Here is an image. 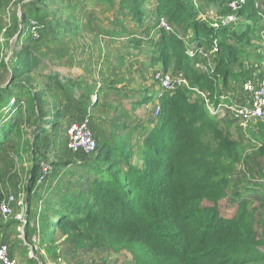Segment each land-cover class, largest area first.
<instances>
[{"label":"trees","instance_id":"1","mask_svg":"<svg viewBox=\"0 0 264 264\" xmlns=\"http://www.w3.org/2000/svg\"><path fill=\"white\" fill-rule=\"evenodd\" d=\"M97 1L114 5L112 0ZM246 1L253 7V0ZM150 2L155 5L151 32L159 29V38L150 53L149 66L161 65L163 73L182 75L189 88L207 94L214 106L222 95L218 87L225 89L229 81L237 79L241 86L252 71L259 70L262 61H253L243 48L250 46L255 24L245 26L243 31L229 24L210 28L197 21L198 11L192 0H119L118 14L141 23L145 16L149 17L144 6ZM35 3L39 7L33 13L42 12L38 21L47 24L39 39L53 43L57 38H49L51 31L74 35L82 28L78 8L85 5L84 0L74 8L75 14L67 13L72 0H57L54 11L45 0ZM161 18L167 20L170 32L159 28ZM254 20L253 14L249 21ZM96 30L103 31L98 26ZM124 32L130 36L126 30L105 34L109 40L119 41ZM186 39L189 47L193 43L197 47L217 44L219 51L212 54L216 65L210 74L195 68L198 61H192L185 52ZM18 53L10 81L0 91V153L13 146L19 159L21 151H28L31 167L27 198L36 188L41 161H47L54 171L72 166L81 171L80 177H88L83 186L72 188L69 183L61 195L46 201L40 198L35 206L28 203L39 244H44L49 255L53 238L60 235L74 251L126 250L134 264H264V240L256 233L254 208L251 209V201L259 198L240 190L241 181L235 184L233 179L237 167L248 157L246 141L240 134L234 138L230 125L210 115L199 95L184 87L162 92L152 128L140 143L131 146L140 145L138 155L129 149L125 139L100 145L96 142L94 153L72 155L59 142L57 130L65 122L68 127L81 121L89 109L98 106L102 91H96L85 78H67L52 71L30 46ZM242 59L247 60L249 69L237 73L235 68L242 66ZM31 72L46 83L39 91L38 84L33 85L39 81L30 78ZM101 86L102 90L116 89L110 82ZM115 92L122 94L118 89ZM94 94L97 101L93 105ZM151 99L145 97L142 102L148 104ZM3 109H7L5 119ZM22 115L27 117L25 122ZM249 133L255 142L254 153L264 156L263 122H258L255 133ZM50 154L53 160L48 159ZM237 195L234 215L222 217L219 203ZM2 198L0 191V201ZM260 200L264 205V196Z\"/></svg>","mask_w":264,"mask_h":264},{"label":"rangeland","instance_id":"2","mask_svg":"<svg viewBox=\"0 0 264 264\" xmlns=\"http://www.w3.org/2000/svg\"><path fill=\"white\" fill-rule=\"evenodd\" d=\"M84 1L85 5L78 8L81 0H72L70 10L67 12L75 14L77 12L74 8L79 9L78 18H80L79 23H82V28L74 35L66 34L64 31H51L49 38H57L53 43L39 39L42 32L46 31L47 24L41 25L38 21L42 12L33 13L34 9L39 7L35 3L36 0L0 1V26L2 27L0 32V91L10 81V71L18 60V52L25 46H30L31 50L39 54L42 60L50 65L51 68L49 69L52 71L67 78L79 79L82 76L81 78H85L89 83L94 84L96 91H102L100 107H95L97 110H94L95 108L89 109L95 141L100 145L102 142L111 143L115 140L125 139L129 149L138 155L140 145L135 148H131V146L140 143L145 134L152 128L153 119L156 118L154 109L158 99L156 93L159 95L162 93L159 88V81L155 79V75L162 72L161 65L151 67L148 63L150 53L154 50L159 38V29H155L156 33L151 32V26L154 25V22L152 24L150 21L155 16L153 11L155 5L151 2L149 5L146 4L144 11L149 14V17L145 16L141 23H136L125 18L124 15L118 14L119 0H112L114 4L112 7L107 4H100V1L97 0ZM192 1H194L198 11L197 21L210 28L229 24L232 29L243 31L245 26L255 24L256 32L252 37L250 46L243 48L249 53L250 58L254 59L253 61L260 63L264 60V0H253V7L249 6L246 0H232L230 2L227 0ZM45 2L53 11L58 8L54 5L57 0H45ZM231 4H235V9H232ZM242 9L245 11L243 10V15L240 16L239 12ZM229 10L233 15L228 14ZM253 14L255 15L254 22L249 21ZM161 21L167 22L165 18H161L159 24ZM96 26L103 31L99 33ZM122 30H126L130 36H125L124 32L120 39L118 38L119 41L109 40L105 34L110 31L120 32ZM9 31H11V35L8 34ZM187 36L191 37V34L188 33ZM136 41L141 42V45L138 46ZM186 42V46H188L187 39ZM192 47L196 48L197 44L193 43L187 49ZM197 48H201L200 51L204 55H194L191 57L192 61L197 60L199 67L203 69L201 72L210 74L207 71H211L216 65V59L212 54L217 53L219 48L215 43L209 47ZM51 58H54V61H50ZM248 67L247 60L242 59V66L236 67L235 72L241 73L243 70L249 69ZM39 70H43L45 74L49 73L48 69L39 68ZM257 72L252 71V74ZM168 73L173 75L171 72ZM76 75L80 76L77 77ZM30 76H32L30 77L32 80L39 81L33 84L39 85L36 87L37 91L46 84L44 80L37 77L36 72H31ZM240 80L241 78H239V82ZM220 81L221 79H219ZM107 82L116 86L115 90H120L122 94H116L115 90H102L101 84ZM237 82L238 79L229 81L228 87L225 89L221 86L218 87L222 94V97H219L220 112L218 115L222 123L230 125L229 132L234 138L240 134L246 141L248 157L237 167L233 179L235 184L241 181L238 185L241 186L240 190L243 189L248 194L259 198V200L251 201V209L254 208L256 233L264 240V205L260 204V196H264V156L258 157L254 153L256 146H254L252 134L249 133V131L255 133L257 124L261 121L251 119L246 122L245 127H241L239 122L231 117L230 111L224 108L229 103V97L242 99V94L239 91L240 83ZM145 97L152 98L148 104L142 102ZM117 98L120 99L115 101L114 99ZM211 103L213 104V102ZM2 117L7 118V109H3ZM22 119L25 122L27 117L22 115ZM262 122L264 124V121ZM67 125L68 122H65L57 130L58 140L66 149L64 131ZM11 147L0 153V190L13 195L16 201L21 202V205L16 206L13 215L4 219L5 221L0 218V224L14 228L16 224L18 225L14 216L16 214L22 216L19 225H21L24 237H19L22 234H19L15 227L10 242L5 243L17 264H134L130 253L126 250L120 249L116 252L104 249H80L74 251L60 235L53 238L54 243L49 255L44 244H39L35 222L28 215V203L31 201V206H35L40 198L45 197L44 200L46 201L56 194L61 195L69 183H71L72 188L83 186L84 180H87L88 177H80L81 171L72 166L61 168L58 172L52 170L51 176L44 185L33 188L29 199L27 198L28 174L31 167L29 153L25 149L21 151L22 158L17 159L14 147ZM64 156L69 157L68 152H64ZM48 159L53 160L51 154L48 155ZM238 198L239 195L219 203L222 217L231 218L234 215ZM261 250L264 252V247Z\"/></svg>","mask_w":264,"mask_h":264},{"label":"built area","instance_id":"3","mask_svg":"<svg viewBox=\"0 0 264 264\" xmlns=\"http://www.w3.org/2000/svg\"><path fill=\"white\" fill-rule=\"evenodd\" d=\"M232 9H235V4H231ZM34 24V23H33ZM159 28L170 32L171 27L167 22L161 21ZM201 48H189L187 49V55L194 57V55H204L200 51ZM199 63V62H198ZM196 63L195 67L200 68L199 71H203L199 64ZM213 70V69H212ZM212 70L207 71L208 73ZM155 79L159 81V88L161 92H173L176 88L184 87L199 95L205 103V107L208 113L212 116H217L219 119L220 112V100L217 106H214L209 102L208 95L203 92H199L197 89L189 88L188 83L182 77V75H171L169 73L160 72L155 75ZM242 99H236L229 97V103L225 105V110H229L231 117L239 122L241 127H245L246 122L249 120L264 121V60L260 64V68L257 73L251 74L240 86ZM222 96H220L221 98ZM97 100L96 94L92 96V104H95ZM158 102L155 103V116L158 114ZM66 147L72 153H82L84 155H90L97 149V143L93 137L91 120L89 116V110L85 117L81 121H77L69 124L65 132ZM52 166L47 161H41L39 164V172L36 179V187L43 185L47 178L52 173ZM21 202L16 201V198L9 194L3 193V198L0 201V215L4 218L11 217L13 215L14 208L19 207ZM25 218V217H24ZM14 219L18 223L17 232L22 234L20 221L22 220L21 214H16ZM0 264H17L11 257L8 247L3 244L0 245Z\"/></svg>","mask_w":264,"mask_h":264},{"label":"crops","instance_id":"4","mask_svg":"<svg viewBox=\"0 0 264 264\" xmlns=\"http://www.w3.org/2000/svg\"><path fill=\"white\" fill-rule=\"evenodd\" d=\"M77 77H79L80 75H76ZM76 77V78H77ZM82 77V76H81ZM80 77V78H81ZM75 78V77H74ZM73 78V79H74ZM155 93V92H154ZM156 94H158V96H159V93H156ZM120 98H117V99H114L115 101H118ZM100 103H101V101H100ZM100 103H98V106H99V104ZM117 103V102H116ZM100 107V106H99ZM94 110H97L96 108L94 109ZM1 192H2V194L5 192V191H2V190H0ZM0 218L1 219H6V218H4V217H2L1 215H0ZM5 221V220H4ZM16 221V220H15ZM3 222V221H2ZM15 227L17 228L18 226H17V224L15 225ZM15 227L13 228H11V226H4V225H2V224H0V245L2 244V243H8V242H10V237L11 236H13V229H15ZM19 237H24V235L22 234V235H19ZM42 254H44V252H42ZM15 261H16V259L14 258V257H12Z\"/></svg>","mask_w":264,"mask_h":264}]
</instances>
